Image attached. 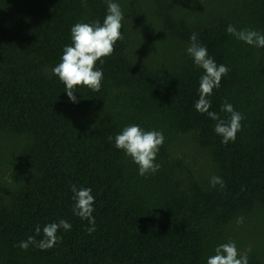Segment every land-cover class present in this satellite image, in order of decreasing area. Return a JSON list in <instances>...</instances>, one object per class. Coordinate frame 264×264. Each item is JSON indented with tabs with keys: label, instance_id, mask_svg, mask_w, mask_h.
<instances>
[{
	"label": "trees",
	"instance_id": "16d2710c",
	"mask_svg": "<svg viewBox=\"0 0 264 264\" xmlns=\"http://www.w3.org/2000/svg\"><path fill=\"white\" fill-rule=\"evenodd\" d=\"M107 2L0 0V264H207L229 240L264 264V47L226 32L264 34V0H113L124 39L96 63L101 90L76 86L73 103L52 69L71 27L103 23ZM193 33L230 69L209 111L227 120L228 102L244 116L226 145L195 109L204 72L186 51ZM131 124L163 132L157 172L139 175L115 147ZM73 184L95 197L91 234ZM60 219L72 228L51 249L18 246Z\"/></svg>",
	"mask_w": 264,
	"mask_h": 264
},
{
	"label": "clouds",
	"instance_id": "9594fccd",
	"mask_svg": "<svg viewBox=\"0 0 264 264\" xmlns=\"http://www.w3.org/2000/svg\"><path fill=\"white\" fill-rule=\"evenodd\" d=\"M123 20L124 13L121 6L113 0H108L107 14L103 23L99 20L77 22L71 27L72 44L64 47L61 62L52 69V72L65 85L67 96L73 103L78 102L74 95L76 86H86L95 92L101 90L104 75L102 68H97L96 63L99 61L103 64L102 58L111 56L115 52L116 42L124 39L121 32ZM226 32L248 45L264 47V34L257 30L250 28L237 30L234 25L229 24ZM186 51L193 58L194 64L204 72L200 77L199 99L195 102V109L201 114L206 113L208 117L216 121L214 131L222 137L223 144L226 145L229 141L234 142L237 133L242 129L243 114L236 111L232 104L225 102L221 111L230 115L227 120L222 119L218 113L209 111L211 101L208 99L213 90L219 88L222 77L227 75L230 69L224 64L218 65L215 59L209 56L207 47L199 42L195 33L191 35ZM109 140H112V137H109ZM164 140L162 131L145 130L138 124H131L125 126L115 136V147L124 151L138 165L139 175L145 176L160 169V164L156 163V157ZM210 184L212 187L217 184L221 188L225 187L223 179L219 176H213ZM71 191L74 194L72 199L75 201L73 212L81 219L88 221L90 227L87 231L91 234L95 231L93 216L95 197L91 194L92 189L77 188L73 184ZM61 228L64 231H70L72 225L64 219L49 223L43 227V239L37 241L35 236H29L18 246L24 250H27L30 245L45 251L51 249L62 241V237L57 235ZM35 233L40 235L39 225L36 226ZM214 252V255L208 257L207 264H249L248 252L241 255L234 240L218 245Z\"/></svg>",
	"mask_w": 264,
	"mask_h": 264
}]
</instances>
